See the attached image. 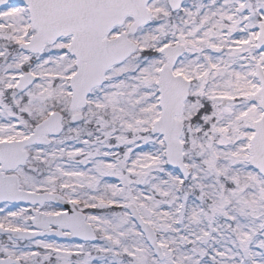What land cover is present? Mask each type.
Here are the masks:
<instances>
[{"label":"snow or ice","instance_id":"6c2138e0","mask_svg":"<svg viewBox=\"0 0 264 264\" xmlns=\"http://www.w3.org/2000/svg\"><path fill=\"white\" fill-rule=\"evenodd\" d=\"M0 264H264V0H0Z\"/></svg>","mask_w":264,"mask_h":264}]
</instances>
